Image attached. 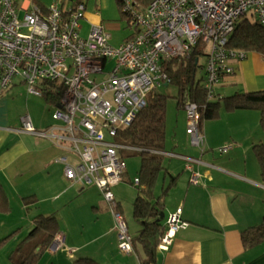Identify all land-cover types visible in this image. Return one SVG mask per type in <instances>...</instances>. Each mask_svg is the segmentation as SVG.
Segmentation results:
<instances>
[{"label": "built area", "instance_id": "obj_1", "mask_svg": "<svg viewBox=\"0 0 264 264\" xmlns=\"http://www.w3.org/2000/svg\"><path fill=\"white\" fill-rule=\"evenodd\" d=\"M119 2L134 32L113 48L101 25H91L88 36H80L82 2L68 11L55 2L45 11L32 6L19 17L15 0H0V88L6 90L19 79L29 94L42 97L45 84L60 86L62 96L52 114L60 124L41 132L25 116L20 120L21 132L70 143L76 157L60 158L65 179L100 191L114 217L118 248L128 254L132 240L111 192L123 181L126 169L118 154L124 146L114 142L118 131L133 122L149 94L170 82L166 65L186 58L198 44L206 59L203 87L209 100L215 98L218 83L233 73L227 61L246 57L229 47L235 25L252 18L264 33V0H153L145 9L133 0ZM108 61L113 62L109 70ZM97 75L103 79H95ZM185 110L186 133L192 145L200 147L204 138L199 108L190 102ZM199 177L198 171L192 172L190 183L197 185ZM133 183L138 186V179ZM184 226L178 208L168 216L156 250L168 251ZM62 246L63 238H56L48 251L54 253Z\"/></svg>", "mask_w": 264, "mask_h": 264}, {"label": "crops", "instance_id": "obj_2", "mask_svg": "<svg viewBox=\"0 0 264 264\" xmlns=\"http://www.w3.org/2000/svg\"><path fill=\"white\" fill-rule=\"evenodd\" d=\"M54 2L64 11L70 10L75 3L82 2L85 11L83 19L79 22L80 31L83 29L88 33L91 25H101L110 35L109 44L113 48L133 35V33L129 36L120 34L121 24L113 20L117 11L120 12L116 0H15L19 8V17H22L24 9L37 6L45 11ZM84 31L83 34H86ZM106 63V69L109 70L113 62ZM227 65L233 73L223 77L215 88L219 98L264 91V56L256 52H248L244 59L230 58ZM95 79H103V76L97 75ZM16 84L14 80L9 88ZM18 84L23 82L20 80ZM168 85L170 82L158 88ZM155 90L153 94H157ZM3 93V90L0 91V96ZM35 97L28 93L26 105L34 102ZM1 98L0 185L9 207L11 200L7 187L15 191V196L20 199L14 196V201H19L25 210H29L28 208L41 210L34 218L38 215L54 216L58 223V215L54 212L57 210H52L51 205L50 214H45L42 210L45 200L48 199L42 195L52 190L53 178L58 179L61 189L49 198L51 201L56 202L65 197L64 203L62 202L64 207H70L68 203L73 201L90 204L91 207V211L87 209L89 220L85 219L83 224L81 223L78 238L66 228L61 229L58 223L59 232L51 244L61 235L62 250L50 253L48 251L50 244L36 264H59L57 261L61 258L63 264H74L79 259L88 260L92 264H142L144 254L139 244L134 242L132 251L128 254L119 250L114 217L100 191L91 184L65 179L64 166L60 158L76 157L70 148V143L64 145L54 139L21 132L22 114L11 117L7 98ZM185 105L183 108L177 106V114L181 113L180 120L178 122L179 117H177L170 134L166 133L165 120L164 150L158 153L162 157L165 170L159 174L154 189L155 196H161L163 208L160 221L164 220L163 225H166L170 214L181 208V219L185 226L179 229L168 251L156 250L155 262L156 264H264V238L252 246H244L242 242L244 231L252 234L254 228L264 221V182L260 177L259 164L253 153L254 145L264 144V131L259 125V111L254 109L221 111L217 119L201 124L200 131L204 141L202 146L197 147L192 145L191 138L186 133ZM52 107L55 108L54 105ZM39 108V113L31 117L26 112L37 131L44 132L60 124L53 119V123L44 121L43 109L40 106ZM115 140L114 142L118 143ZM79 146L81 147L82 144ZM226 146L230 147L226 153L218 152L220 148ZM122 150L118 151L120 157ZM195 171L200 174L197 185L190 183L191 173ZM30 179H37L40 183L33 186ZM133 181L131 184L137 189ZM124 183L123 178L122 182L111 188L116 202L115 210L121 214L123 213L121 201L122 198L126 199L123 192L127 186ZM129 196L131 200L135 197L132 193ZM21 233L17 230L11 235L21 236ZM32 238L30 241L33 240ZM27 239L23 238L29 241ZM19 243L14 249L23 247L19 246ZM32 246L34 247L35 243ZM2 247L6 248L4 245ZM31 247L26 248V251ZM11 253L12 250L8 257ZM6 261V264H10L9 259Z\"/></svg>", "mask_w": 264, "mask_h": 264}, {"label": "trees", "instance_id": "obj_3", "mask_svg": "<svg viewBox=\"0 0 264 264\" xmlns=\"http://www.w3.org/2000/svg\"><path fill=\"white\" fill-rule=\"evenodd\" d=\"M133 1L136 7L145 9L153 0ZM116 2L120 13L125 16L121 11L119 0ZM229 47L232 50L246 53L256 52L264 56V33L261 27L254 22L240 20L235 25ZM201 57H205V53L203 46L198 44L186 58L166 65L170 85L177 89V106L183 108L188 102L198 106L199 129L203 122L217 119L221 111L235 112L254 109L259 111V125L264 131V91L235 94L226 98H219L216 94L215 98L209 100L203 87L205 72L204 65H200ZM201 71L203 74L197 78V73ZM43 92L42 97L47 105H56L62 96L60 86L52 84H45ZM166 100L167 97L164 95L151 93L147 98L146 106L138 112L128 127L118 131L115 140L120 145L135 150L134 154L140 158V168L136 177L139 181L138 193L132 205V217L139 224V228L134 235L129 234L128 228L127 232L131 237L132 245L135 242L142 248L144 254L142 264H156V247L165 229L160 221L163 208L161 196H155L154 189L159 174L165 170L162 157L158 153L164 150L165 144ZM253 153L259 164L260 177L264 182V144L254 145ZM9 212L10 207L0 185V214ZM33 224V230L26 238L35 237L40 232L42 236L35 242V246L27 251H23V247L28 241L24 245L20 244L19 246L23 247H18L17 250H22L23 253L18 257L11 254L8 257L10 264H36L59 232L54 216L38 215L33 219ZM254 230L252 234L248 231L242 233L244 246H252L264 238V221ZM74 264L92 263L79 259Z\"/></svg>", "mask_w": 264, "mask_h": 264}, {"label": "rangeland", "instance_id": "obj_4", "mask_svg": "<svg viewBox=\"0 0 264 264\" xmlns=\"http://www.w3.org/2000/svg\"><path fill=\"white\" fill-rule=\"evenodd\" d=\"M113 20L118 21L121 24V33L123 36H129L134 31L132 28L129 27V23L125 16H123L120 12L117 11L115 14V17ZM250 22H253L252 18H249ZM83 29L80 31L79 28V34L82 38H86L88 36V33L86 31V34H83ZM207 51V50H206ZM205 57L200 58V65H204L205 63ZM203 74V71L197 73V78L200 77V75ZM17 82L16 86H13L7 90H3V95L0 96L1 99L7 98V107L10 113V116L17 117L18 114H22L21 117L28 116L30 114V117L32 115H35L39 113V106L43 109V117L42 119L45 121L47 120L49 123L52 120V114L54 113L55 109L52 107V105H47L43 98L41 97H35L32 95V97H35V101L26 105L27 98H28V88L25 84H18L19 79H15ZM221 86V84H220ZM222 87V86H221ZM0 91H2L0 89ZM155 93L159 95H164L167 97L166 100V128L167 134H170V130L172 126L176 123L177 117H179L181 113L177 114V89L173 85H168L167 87H161L157 88L155 90ZM31 95V94H30ZM38 106V107H37ZM26 112L28 114H26ZM181 112V111H180ZM45 115V116H44ZM20 117V118H21ZM29 117V118H30ZM180 120V117L178 118V122ZM212 123V122H208ZM133 149H123L121 151L122 157L126 164V171L124 175V184L128 187L124 189L123 195L126 196L125 198H122L121 205L123 207V213L121 214L122 218L124 219L129 234L133 235L136 231L135 229H138V223L133 219L132 217V202L134 201L136 197V193H138V190L135 189V187L132 186L131 182L133 181L134 177L138 175L139 168H140V158L134 154ZM32 182V185H38L40 183L37 179H30ZM159 182V181H158ZM52 190H49L48 192H45L42 196L44 198H48L45 204H43L42 210L45 214H50L51 209L57 210L54 211L57 213V219L58 223L61 229H67L70 233H72L76 238H78L77 234L80 228L82 227L81 223L83 224V221L85 219L89 220V214H87V209L91 211L90 204H81L80 201H73L72 203H68L70 207H64L62 205V202L64 203V198L61 200H58L56 202L51 201L49 198L53 195L57 194V190L61 189L58 183V179L53 178L52 179ZM160 187V184H158ZM8 195L10 196V207L11 210L9 213L6 214H0V264H6L8 260L9 252L12 250V253L14 256L18 257L23 252L17 251V249H14L19 242L21 244H25L26 240L24 241L23 238L27 237L29 233L33 230V224L32 219L34 216L40 211H37L36 209L28 208L29 210H25L22 205H20L19 201H14L15 191L11 187H7ZM130 193L133 194V199H130ZM128 196V197H127ZM17 199V196H15ZM54 202L53 204H51ZM52 206L51 209L49 206ZM33 206V205H31ZM56 208V209H54ZM53 212V211H52ZM45 216V215H44ZM161 222H164L162 220ZM20 231L21 236L14 235L12 237L11 233L14 231ZM41 233H39L33 240L28 241V243L25 244V247H23V251L26 250V248L31 247L35 242L38 241V239L41 237ZM4 238V239H2ZM58 239H62V236L59 235ZM23 240V241H22ZM20 244V243H19ZM5 246L6 248L3 249L2 246ZM2 247V248H1ZM62 250V249H61ZM48 257V255H46ZM56 261V260H55ZM59 264H63V259L57 261ZM56 262V263H57Z\"/></svg>", "mask_w": 264, "mask_h": 264}]
</instances>
